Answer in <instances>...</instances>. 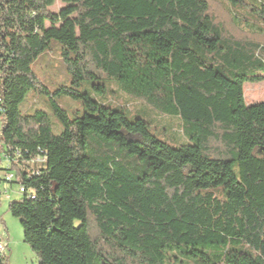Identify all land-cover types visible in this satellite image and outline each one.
<instances>
[{"label":"trees","instance_id":"trees-1","mask_svg":"<svg viewBox=\"0 0 264 264\" xmlns=\"http://www.w3.org/2000/svg\"><path fill=\"white\" fill-rule=\"evenodd\" d=\"M54 46L43 64L67 83L50 92L31 65ZM86 80L178 117L188 143L80 92ZM261 82L264 0H0V184L24 188L8 212L37 264H264V103L242 91ZM28 92L48 97L58 134L19 111Z\"/></svg>","mask_w":264,"mask_h":264},{"label":"rangeland","instance_id":"rangeland-1","mask_svg":"<svg viewBox=\"0 0 264 264\" xmlns=\"http://www.w3.org/2000/svg\"><path fill=\"white\" fill-rule=\"evenodd\" d=\"M62 5L56 2L49 10L57 12ZM58 47L54 46L52 52H44L31 65V70L40 78L50 92L61 84L67 83V74L63 69L47 68L44 62H50L56 65L59 59ZM101 82L95 80L83 81L79 87V91L87 93L92 99L98 103L107 102L114 106H125L131 117L142 119L149 125L153 135L159 140L176 146L187 144L188 140L180 134V129L183 128L184 122L175 116H163L157 112L143 107L137 102L128 101L117 89L114 80H105V88L96 87ZM243 98L245 105L251 106L254 104L264 103V82L261 83H246L243 85ZM53 100L62 107L68 115L78 111L82 113V105L80 99H71L68 97L52 95ZM19 111L24 115H31L37 111L44 112L48 115V119L53 134L60 132L59 124L52 112V107L45 95H38L33 92H28L23 101L19 104ZM6 191V193L4 192ZM18 193V185L0 184V239L4 244V255L7 257L8 264H37V258L31 251L28 245L23 242V231L19 220L12 217L8 212V203L13 200L20 199ZM230 243V242H229ZM234 246L243 252L251 255L256 253L250 250L246 245L236 242Z\"/></svg>","mask_w":264,"mask_h":264},{"label":"built area","instance_id":"built-area-1","mask_svg":"<svg viewBox=\"0 0 264 264\" xmlns=\"http://www.w3.org/2000/svg\"><path fill=\"white\" fill-rule=\"evenodd\" d=\"M45 167H46V158L40 155L32 157L31 159L23 162L24 172L28 176H37L42 170L45 169ZM4 177H5V181L8 183H12L16 179L13 173H8ZM18 193L20 195L24 193V188L22 186L18 185ZM4 250H5L4 244L1 242L0 239V252H3Z\"/></svg>","mask_w":264,"mask_h":264}]
</instances>
